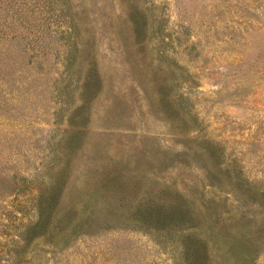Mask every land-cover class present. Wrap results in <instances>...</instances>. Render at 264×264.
<instances>
[{
    "label": "rangeland",
    "instance_id": "1",
    "mask_svg": "<svg viewBox=\"0 0 264 264\" xmlns=\"http://www.w3.org/2000/svg\"><path fill=\"white\" fill-rule=\"evenodd\" d=\"M59 184L102 228L20 260ZM177 193L210 264H264V0H0V264H187L132 219Z\"/></svg>",
    "mask_w": 264,
    "mask_h": 264
},
{
    "label": "trees",
    "instance_id": "2",
    "mask_svg": "<svg viewBox=\"0 0 264 264\" xmlns=\"http://www.w3.org/2000/svg\"><path fill=\"white\" fill-rule=\"evenodd\" d=\"M61 191L62 184H59L51 187L39 198L37 221L29 224L25 231L19 235V241L22 242V245L20 244L17 248L20 260L29 251L30 246L39 239H44L47 244L55 246L58 244L56 238L59 233L76 237L84 234L91 235L93 228H102V225H96L99 223H95L91 216L81 218L77 208H71L63 217L55 216V207L58 204ZM101 203L111 204L109 201ZM109 212L111 214L101 220L104 222L102 223L104 227L112 226L111 219L115 218L114 211L109 209ZM132 219L137 221L141 228L159 233L160 237L163 234H180L186 249L185 261L187 264H210L206 239L200 236V220L181 194L177 193L173 197L164 195L161 199L140 203L133 212Z\"/></svg>",
    "mask_w": 264,
    "mask_h": 264
}]
</instances>
